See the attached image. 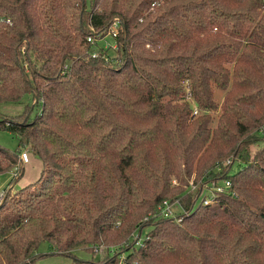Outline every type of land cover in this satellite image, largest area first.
Returning <instances> with one entry per match:
<instances>
[{
	"label": "trees",
	"instance_id": "trees-1",
	"mask_svg": "<svg viewBox=\"0 0 264 264\" xmlns=\"http://www.w3.org/2000/svg\"><path fill=\"white\" fill-rule=\"evenodd\" d=\"M0 15V103L24 99L0 112L18 141L0 173L21 176L25 146L41 160L0 201V264H264L262 0H0ZM113 21L116 47L98 46ZM204 174L236 194L198 203Z\"/></svg>",
	"mask_w": 264,
	"mask_h": 264
},
{
	"label": "rangeland",
	"instance_id": "rangeland-1",
	"mask_svg": "<svg viewBox=\"0 0 264 264\" xmlns=\"http://www.w3.org/2000/svg\"><path fill=\"white\" fill-rule=\"evenodd\" d=\"M114 40L110 34H105L103 37L98 38L96 40V43L98 46L102 45L104 47L110 46L111 43H113ZM96 45L92 48L93 51L96 50ZM28 97H25V101H29ZM24 107V99L21 101H10V102H3L0 103V112L6 113V114H14L17 112L22 111ZM38 106L34 107L32 111V115L35 111H37ZM17 138L14 134H12L7 128H1L0 127V146L8 149L10 151H14L17 146ZM21 151H26L29 155V160L24 163V169L23 173L20 177H18L15 180V170L12 169L11 171H4L0 173V193H3V197L7 191L10 193H13L17 188L24 186L25 184L34 181L40 174L41 170V160L40 158L34 154L30 148L27 146L23 147ZM237 160H235L234 163L231 164V168L233 169V166H235ZM222 165H225L224 167L228 169L229 164H226V162H223ZM12 177V179H10ZM177 203H172L171 209L173 211H178ZM146 229V228H145ZM145 229L142 231L143 234L145 232ZM136 238L138 239L140 236L135 234ZM40 251L46 252L48 249L45 246H42ZM75 253L80 257H88L90 255V251L85 250L84 248H78L75 249ZM39 262L42 264H70L72 262V257L69 255H62L57 253H49L45 256L41 257L39 259Z\"/></svg>",
	"mask_w": 264,
	"mask_h": 264
},
{
	"label": "built area",
	"instance_id": "built-area-1",
	"mask_svg": "<svg viewBox=\"0 0 264 264\" xmlns=\"http://www.w3.org/2000/svg\"><path fill=\"white\" fill-rule=\"evenodd\" d=\"M263 4H264V0ZM0 21H7L9 22V18L0 15ZM118 32V23L117 21H113L112 24L110 25L109 29L107 30V34H110L112 38L117 34ZM87 39L90 41L94 40V37L87 36ZM111 47H116L115 42L110 44ZM91 55L95 56L97 55V52L91 51ZM198 111L197 107H193V113H196ZM19 160L22 164L26 163L29 160V155L26 151H20L19 152ZM232 159H225L223 162H226V164H229ZM222 162V164H223ZM222 164H216V166L213 168V171L215 173L219 172L222 170ZM15 170V175L17 173L16 168ZM175 179H172V183H175ZM188 190H196L198 189V203L202 204H211L218 200V197L221 195V193H231V194H236L233 189H231V181L228 178H209L207 175H202L199 177L197 180L190 181V183L187 186ZM3 198V193H0V201ZM178 203L177 200L174 201H164L163 205L161 206V213L164 216H172L176 213V211H173L171 209L172 203ZM178 205V204H177Z\"/></svg>",
	"mask_w": 264,
	"mask_h": 264
}]
</instances>
